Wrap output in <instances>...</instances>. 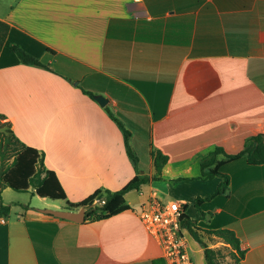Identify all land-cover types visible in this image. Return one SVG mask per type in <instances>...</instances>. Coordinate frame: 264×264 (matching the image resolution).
<instances>
[{"label":"crops","instance_id":"obj_1","mask_svg":"<svg viewBox=\"0 0 264 264\" xmlns=\"http://www.w3.org/2000/svg\"><path fill=\"white\" fill-rule=\"evenodd\" d=\"M0 20L10 26L0 53V114L44 153L59 183L25 201H7L10 188L3 190L10 213L0 214V264H167L139 217L153 194L167 202L154 182H168L167 198L188 215L222 178L189 198L172 193L175 180L201 181L200 162L216 147L237 154L248 137L264 134V0H16ZM15 44L47 68L20 63ZM108 110L130 131L150 182L125 195L131 209L107 219L76 223L43 213L79 211L89 196L136 177ZM158 152L168 157L159 175ZM222 172L227 191L202 202L195 219L204 241L215 237L231 251L207 233L231 230L245 251L241 264H264V165L240 159ZM187 236L194 264H206Z\"/></svg>","mask_w":264,"mask_h":264},{"label":"trees","instance_id":"obj_2","mask_svg":"<svg viewBox=\"0 0 264 264\" xmlns=\"http://www.w3.org/2000/svg\"><path fill=\"white\" fill-rule=\"evenodd\" d=\"M10 26L0 20V53L6 41ZM11 51L17 56L20 63L28 66L47 68L38 58L26 51L19 44L11 46ZM93 97L92 93L85 92ZM109 116L116 122L124 135L125 147L128 157L130 158L137 172L128 184L116 192H97L85 200L79 207L85 208V221L93 222L107 219L113 215L127 211L130 206L126 203L125 195L131 191H140L144 185H147L151 178L143 175L138 169V156L131 145V133L110 110ZM45 155L38 149L26 145L14 133L11 123L6 121V116L0 114V214L8 216L10 206L2 202V192L10 188L19 193L49 194L59 187L56 173L45 166ZM245 159L250 165H264V134H258L248 137L243 149L237 154H228L222 147H216L200 162L201 175L198 179L202 181L212 180L216 177L222 178V181L213 195L208 199L197 198L196 207L199 209L200 204L213 197L224 194L229 186L230 178L222 172V169L235 161ZM168 162V157L158 152L154 156V168L159 175ZM105 197L106 201L102 206L95 202ZM184 213L181 218V226L202 248L206 264H223L221 261V252L219 249L209 247L204 241L203 230L198 226V220L192 219ZM208 234L220 238L225 244L231 247L230 256L235 264H241L245 256V251L241 249L240 240L236 234L228 229H213L207 231Z\"/></svg>","mask_w":264,"mask_h":264},{"label":"built area","instance_id":"obj_3","mask_svg":"<svg viewBox=\"0 0 264 264\" xmlns=\"http://www.w3.org/2000/svg\"><path fill=\"white\" fill-rule=\"evenodd\" d=\"M103 204L106 198L99 199ZM185 204L160 200L155 194L141 206L140 220L162 249L167 264H194L186 231L181 226Z\"/></svg>","mask_w":264,"mask_h":264},{"label":"rangeland","instance_id":"obj_4","mask_svg":"<svg viewBox=\"0 0 264 264\" xmlns=\"http://www.w3.org/2000/svg\"><path fill=\"white\" fill-rule=\"evenodd\" d=\"M16 0H0V15H3L6 13L8 7L10 5H13L15 3ZM154 178H157L156 176ZM198 179V178H197ZM200 180V179H198ZM158 181V180H157ZM176 184L178 182V186L175 185L174 187H172V193H174V189L176 191H183V193L186 195L187 198L191 197L192 193H194V190L197 189V186H205V187H210L212 183H208L207 181H189V180H175ZM168 182L166 181H161V182H154L156 189H159L161 191V193L159 194L162 198H166L167 201L171 200V201H176L177 198H175L174 196H172L171 198H167V193L166 191H168V186H166ZM170 183V182H169ZM171 193V194H172ZM31 193L28 192H24V193H19L16 192L12 189H8L7 191L4 192L3 196L5 197V199L7 201H25L27 199L30 198ZM37 202H41L39 199H35ZM50 202V201H48ZM96 205L98 206H102L103 203L100 202L99 200H97L95 202ZM188 215L193 218L196 219V217L199 215V210L196 207V201L194 200V202L189 204V208H188ZM210 245L212 246V248H216L219 249L221 252V261L223 264H235L234 260L231 258L230 256V249L229 247H224L221 243V241L215 237H210ZM221 242V243H220ZM208 244V245H209Z\"/></svg>","mask_w":264,"mask_h":264},{"label":"water","instance_id":"obj_5","mask_svg":"<svg viewBox=\"0 0 264 264\" xmlns=\"http://www.w3.org/2000/svg\"><path fill=\"white\" fill-rule=\"evenodd\" d=\"M95 100L101 105L105 106L107 104V99L103 96H94ZM45 214H50L60 219L83 223L85 221V208H81L79 211H66V210H52V209H44L41 210Z\"/></svg>","mask_w":264,"mask_h":264}]
</instances>
